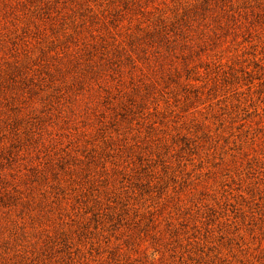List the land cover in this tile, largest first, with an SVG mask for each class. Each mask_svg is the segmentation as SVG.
<instances>
[{"label": "rangeland", "instance_id": "rangeland-1", "mask_svg": "<svg viewBox=\"0 0 264 264\" xmlns=\"http://www.w3.org/2000/svg\"><path fill=\"white\" fill-rule=\"evenodd\" d=\"M0 264H264V0H0Z\"/></svg>", "mask_w": 264, "mask_h": 264}]
</instances>
